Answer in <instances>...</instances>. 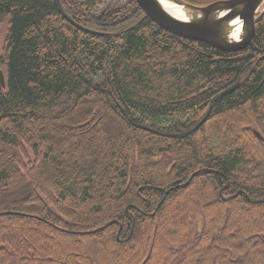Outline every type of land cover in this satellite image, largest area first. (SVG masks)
Wrapping results in <instances>:
<instances>
[{"label":"trees","instance_id":"16d2710c","mask_svg":"<svg viewBox=\"0 0 264 264\" xmlns=\"http://www.w3.org/2000/svg\"><path fill=\"white\" fill-rule=\"evenodd\" d=\"M59 1L0 0V264H264V13L226 51Z\"/></svg>","mask_w":264,"mask_h":264},{"label":"water","instance_id":"95a60500","mask_svg":"<svg viewBox=\"0 0 264 264\" xmlns=\"http://www.w3.org/2000/svg\"><path fill=\"white\" fill-rule=\"evenodd\" d=\"M55 2L59 11L71 20L59 1L55 0ZM136 2L146 15L163 30L183 39L206 42L215 48L226 51L239 50L252 41L255 23L259 20L257 14L264 6V0H220L206 6H194L175 0L174 2L183 6L187 12V18L181 19L172 15L160 0H136ZM78 25L81 29L90 31L82 25ZM239 27L241 31L239 37H233V32ZM0 81L2 86H5L1 71ZM235 87L216 95L212 102ZM211 108L212 105L199 125L208 118ZM255 133L259 139L264 140L260 133L257 131Z\"/></svg>","mask_w":264,"mask_h":264},{"label":"rangeland","instance_id":"374dc122","mask_svg":"<svg viewBox=\"0 0 264 264\" xmlns=\"http://www.w3.org/2000/svg\"><path fill=\"white\" fill-rule=\"evenodd\" d=\"M4 36H5V29H2V30H0V49L2 48V43H3V40H4ZM229 141L230 140H232V138H230V137H228L227 138ZM225 147V145H221V147ZM54 178H57V175L55 174L54 175ZM9 197H13L12 195H9ZM7 202V198L4 196V197H1L0 196V203H3V204H5ZM82 210H75V212H73L74 213V215L75 216H77V215H79V214H81L82 212H81ZM22 215V214H21ZM23 217H28V216H26V215H24L23 214ZM196 220H197V222H199V224L201 225V218H200V215L199 214H197V216H196ZM75 222V221H74ZM44 223H48V222H44ZM234 223L236 224V228H238L239 227V225H238V219H237V217L235 216V221H234ZM49 224V223H48ZM166 225V224H165ZM167 225H170V229H171V232H173V231H175V232H173V234L174 235H178L179 234V229H180V231L183 229L182 228V226L180 225V226H178V224H176V223H174V218H171V219H168V221H167ZM233 227H235L234 225H233ZM56 228V227H55ZM63 232L64 231H66L65 229H63L62 230ZM88 234H90V233H88ZM96 257H97V255H96ZM67 263H69V260L67 261Z\"/></svg>","mask_w":264,"mask_h":264},{"label":"bare ground","instance_id":"6f19581e","mask_svg":"<svg viewBox=\"0 0 264 264\" xmlns=\"http://www.w3.org/2000/svg\"><path fill=\"white\" fill-rule=\"evenodd\" d=\"M160 2L172 15L181 19L187 18V12L183 6L178 5L176 2L172 0H160ZM239 35H240V27L233 32L232 36L238 38Z\"/></svg>","mask_w":264,"mask_h":264}]
</instances>
